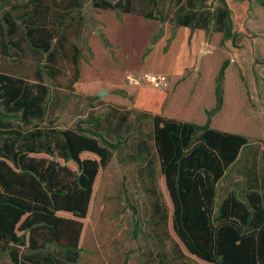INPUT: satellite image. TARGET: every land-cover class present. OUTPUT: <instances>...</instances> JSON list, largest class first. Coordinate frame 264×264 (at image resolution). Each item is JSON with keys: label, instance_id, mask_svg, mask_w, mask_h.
<instances>
[{"label": "trees", "instance_id": "16d2710c", "mask_svg": "<svg viewBox=\"0 0 264 264\" xmlns=\"http://www.w3.org/2000/svg\"><path fill=\"white\" fill-rule=\"evenodd\" d=\"M12 1L0 13L3 50L20 57L28 52L47 56L54 64L63 53L68 55L66 44L82 16L76 13L82 14L77 9L84 8L83 0H0V9ZM202 1L188 0L177 25L203 29L208 39L214 33H222L224 40L232 37L227 0ZM95 2L100 9L167 20L163 0H141V9L135 0ZM72 47L79 75L81 49ZM227 66L225 62L216 78V104L206 110L205 124L142 112L152 123L151 133L144 131L143 117L131 122L128 115L117 114L104 122L58 128L48 122V85L0 73V259L7 255L13 264H79L82 220L96 178L132 143L142 181L155 179L157 166L165 178L173 230L192 256L210 264H264V182L253 175L244 188L219 198L220 184L251 145L245 135L211 126L224 106ZM85 152L98 159H83ZM71 161L77 169L66 164ZM154 205L152 220L166 229L167 216L161 205Z\"/></svg>", "mask_w": 264, "mask_h": 264}, {"label": "rangeland", "instance_id": "374dc122", "mask_svg": "<svg viewBox=\"0 0 264 264\" xmlns=\"http://www.w3.org/2000/svg\"><path fill=\"white\" fill-rule=\"evenodd\" d=\"M140 1L135 0V5L141 9ZM203 2L209 4V0ZM227 2L233 12L232 37L224 40L223 34L214 33L199 46L191 38L189 54L184 58L182 33L176 38L181 28L177 18L186 10L188 0H163L160 7L167 14L166 22L100 9L95 0H83L84 8L77 9L82 14L76 13L82 16L74 23L66 44L68 55L63 53L55 64L47 56L37 57L32 52L21 57L9 55L3 50L0 37V73L48 85V122L58 128H74L81 121L104 122L117 114L128 115L131 122L143 117V129L151 133L152 123L144 118L142 112L146 109L141 108L148 102L140 99L142 88L151 85L143 82L131 86L127 75L151 73L154 65L158 66L156 70L186 65L181 75L169 76L168 87L154 89L169 94L163 115L193 119L204 108L215 107L216 87L214 92L213 88L227 62L224 106L212 122L219 129L247 136L251 145L220 184L221 199L236 187L244 188L253 175L264 182V0ZM14 4L15 1L6 3L0 13ZM207 41L211 46L203 53L200 49L203 43L208 47ZM71 45L81 49L79 75L72 63ZM229 85L230 92H226ZM102 92L105 95L101 97ZM132 145L120 156L116 153L96 178L89 212L82 220L79 264H210L192 256L176 236L174 209L165 179L157 166L156 178L147 176L142 181V166L133 157ZM81 156L98 159L89 152ZM66 164L77 169L72 161ZM155 203L167 216L166 229L161 227L163 222L152 220ZM60 216L73 218L65 212ZM0 264L13 263L5 255Z\"/></svg>", "mask_w": 264, "mask_h": 264}, {"label": "crops", "instance_id": "0c3cea01", "mask_svg": "<svg viewBox=\"0 0 264 264\" xmlns=\"http://www.w3.org/2000/svg\"><path fill=\"white\" fill-rule=\"evenodd\" d=\"M195 30L197 32L193 34L192 29H190L189 27H181L180 30H178V32L176 34V38L178 39V34L180 32L182 33L181 36H180V37H182V41L181 42H185V45L183 47L184 49H183L181 55L184 56V58H186L187 55L189 54L188 47H189V42H190L191 38H193L192 41H193V44L195 46H199L207 38L205 30H203V29H195ZM176 38L174 39V43L176 41ZM205 45H206V43H205ZM205 45L203 43V45L201 46L200 51H203V49L205 48ZM207 45L211 46V44L208 41H207ZM182 65L183 64H181V66H180V64H178L175 67H171L169 70H164V69H160V68H158V70H156L158 66L154 65L153 67H150V69H151L150 71H151V73L166 74L168 76H173L174 77V76L181 75L182 73H184L186 65L185 66L184 65L182 66ZM230 73L231 72H229V74ZM228 77H230V76H228ZM215 87H216V84H215V86L213 88V92L215 90ZM230 89H231L230 85L225 87L226 92H227V90L230 92ZM142 91L143 92L140 94V99H142V102L144 101V103H146V101H147L148 104H146V106H142L141 108L146 109V112H150L152 114H163V108H165V100L167 101L168 97H169L168 92L155 90L151 86H144L142 88ZM210 109H211L210 107L204 108L202 110V112L197 115L198 117L197 118H193V119L172 117L170 115L169 116L165 115V116L170 117V118L179 119V120H182V121H189V122H194V123L203 125V124H205L207 122V116H206V113L204 111L205 110H210ZM211 126L213 128L219 129V128H217V127H215L213 125V122H212ZM219 130L228 131L226 129H219ZM228 132H231V131H228ZM63 213L64 212H59L58 215H61ZM66 214H70V213H66Z\"/></svg>", "mask_w": 264, "mask_h": 264}, {"label": "built area", "instance_id": "2783aa9c", "mask_svg": "<svg viewBox=\"0 0 264 264\" xmlns=\"http://www.w3.org/2000/svg\"><path fill=\"white\" fill-rule=\"evenodd\" d=\"M207 50L209 46H205ZM204 48V49H205ZM203 49V52L205 50ZM127 81L131 86L141 85L143 82L150 84L155 89H163L169 85V76L166 74H155V73H137L127 75Z\"/></svg>", "mask_w": 264, "mask_h": 264}, {"label": "water", "instance_id": "95a60500", "mask_svg": "<svg viewBox=\"0 0 264 264\" xmlns=\"http://www.w3.org/2000/svg\"><path fill=\"white\" fill-rule=\"evenodd\" d=\"M105 95V93L104 92H102V93H99V96H104Z\"/></svg>", "mask_w": 264, "mask_h": 264}]
</instances>
